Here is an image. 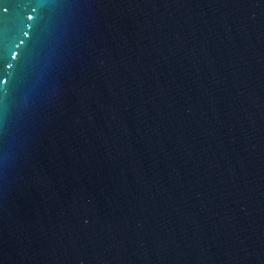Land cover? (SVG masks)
Instances as JSON below:
<instances>
[{"label":"water","instance_id":"water-1","mask_svg":"<svg viewBox=\"0 0 264 264\" xmlns=\"http://www.w3.org/2000/svg\"><path fill=\"white\" fill-rule=\"evenodd\" d=\"M0 264H264V0H0Z\"/></svg>","mask_w":264,"mask_h":264}]
</instances>
